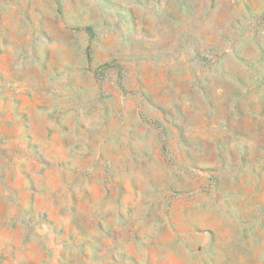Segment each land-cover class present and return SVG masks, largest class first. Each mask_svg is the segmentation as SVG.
Instances as JSON below:
<instances>
[{"label": "rangeland", "instance_id": "rangeland-1", "mask_svg": "<svg viewBox=\"0 0 264 264\" xmlns=\"http://www.w3.org/2000/svg\"><path fill=\"white\" fill-rule=\"evenodd\" d=\"M0 264H264V0H0Z\"/></svg>", "mask_w": 264, "mask_h": 264}]
</instances>
